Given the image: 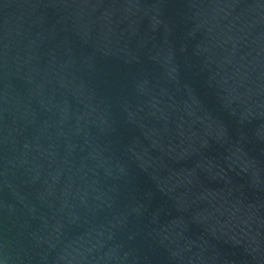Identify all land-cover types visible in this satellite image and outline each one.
<instances>
[{"label": "water", "instance_id": "95a60500", "mask_svg": "<svg viewBox=\"0 0 264 264\" xmlns=\"http://www.w3.org/2000/svg\"><path fill=\"white\" fill-rule=\"evenodd\" d=\"M0 264H264V0H0Z\"/></svg>", "mask_w": 264, "mask_h": 264}]
</instances>
